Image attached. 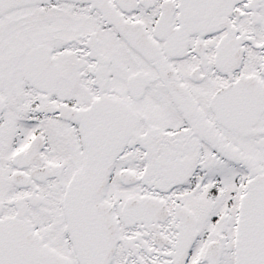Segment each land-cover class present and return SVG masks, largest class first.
Segmentation results:
<instances>
[{
    "label": "snow or ice",
    "instance_id": "snow-or-ice-1",
    "mask_svg": "<svg viewBox=\"0 0 264 264\" xmlns=\"http://www.w3.org/2000/svg\"><path fill=\"white\" fill-rule=\"evenodd\" d=\"M0 264H264V0H0Z\"/></svg>",
    "mask_w": 264,
    "mask_h": 264
}]
</instances>
